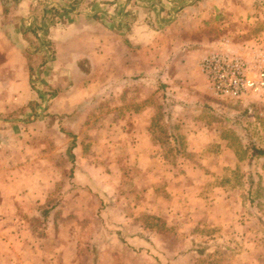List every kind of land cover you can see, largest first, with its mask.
Returning a JSON list of instances; mask_svg holds the SVG:
<instances>
[{
    "label": "rangeland",
    "instance_id": "rangeland-1",
    "mask_svg": "<svg viewBox=\"0 0 264 264\" xmlns=\"http://www.w3.org/2000/svg\"><path fill=\"white\" fill-rule=\"evenodd\" d=\"M251 1L248 20L198 8L202 26V14H188L191 26L173 29L187 44L168 58L171 79L140 77L136 97L114 86L58 95L44 74L32 77L35 113L13 114L17 99L5 105L4 118L29 120L6 122L11 152L28 155V170L41 164L42 197L33 203L28 178L23 212L44 254L74 249L77 264H264V156L251 154L264 148V97L216 96L199 68L223 40L264 47V0ZM54 20L46 11L32 26L51 60Z\"/></svg>",
    "mask_w": 264,
    "mask_h": 264
},
{
    "label": "crops",
    "instance_id": "crops-1",
    "mask_svg": "<svg viewBox=\"0 0 264 264\" xmlns=\"http://www.w3.org/2000/svg\"><path fill=\"white\" fill-rule=\"evenodd\" d=\"M44 1L0 0V264H77L68 257L79 254L74 249H55L44 254L42 237L29 228L32 221L23 212L28 199V178L30 184H35L33 203L42 197V169L41 164L37 166V159L34 168L28 170V155L15 154L10 149L12 138L5 128L6 122L19 121V126L25 128L29 120L6 119L4 114L22 115L27 109L36 112L27 106L37 102V85L32 83L38 80H32L34 75L43 78L46 74V85L58 95L77 87L84 96H100L97 91L114 86L120 90V97H136L134 86L140 77L142 81L171 79L172 61L168 62V58L172 51L177 55L179 45L187 44L173 29L191 26L184 19L188 14L197 17L201 10L211 14L218 9L235 20H248L255 15L251 13V0H84V8L80 0ZM175 2L178 4L173 5ZM46 4L59 10L51 16L55 25L48 31L53 60L32 28L39 24L42 13H51L48 7L52 5ZM200 18L205 25V14ZM195 19L193 24L198 25V18ZM227 41L237 52L251 44L234 48L232 41ZM80 84L84 86L79 88ZM15 99L21 106L7 111L5 105ZM4 134L10 138L5 139ZM13 144L19 145V141Z\"/></svg>",
    "mask_w": 264,
    "mask_h": 264
},
{
    "label": "built area",
    "instance_id": "built-area-1",
    "mask_svg": "<svg viewBox=\"0 0 264 264\" xmlns=\"http://www.w3.org/2000/svg\"><path fill=\"white\" fill-rule=\"evenodd\" d=\"M208 51L199 61L210 90L219 97L239 99L251 93L264 97V47L250 44L232 51L228 41Z\"/></svg>",
    "mask_w": 264,
    "mask_h": 264
},
{
    "label": "trees",
    "instance_id": "trees-1",
    "mask_svg": "<svg viewBox=\"0 0 264 264\" xmlns=\"http://www.w3.org/2000/svg\"><path fill=\"white\" fill-rule=\"evenodd\" d=\"M48 8H50V10H51V14H52L51 16L52 17L57 15L58 12H59L58 7L55 6V5H52V6L48 7ZM27 106L32 108V110H34L35 103L34 102H29ZM251 148H252V151H251L252 156H264V148L256 147L255 145H253ZM48 212L49 211L46 210L45 214H47Z\"/></svg>",
    "mask_w": 264,
    "mask_h": 264
},
{
    "label": "water",
    "instance_id": "water-1",
    "mask_svg": "<svg viewBox=\"0 0 264 264\" xmlns=\"http://www.w3.org/2000/svg\"><path fill=\"white\" fill-rule=\"evenodd\" d=\"M177 4H178V2L173 3V5H177Z\"/></svg>",
    "mask_w": 264,
    "mask_h": 264
}]
</instances>
